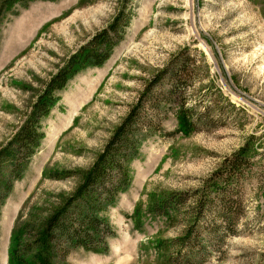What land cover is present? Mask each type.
<instances>
[{
    "label": "rangeland",
    "instance_id": "1",
    "mask_svg": "<svg viewBox=\"0 0 264 264\" xmlns=\"http://www.w3.org/2000/svg\"><path fill=\"white\" fill-rule=\"evenodd\" d=\"M2 2L0 264H264V0Z\"/></svg>",
    "mask_w": 264,
    "mask_h": 264
},
{
    "label": "trees",
    "instance_id": "2",
    "mask_svg": "<svg viewBox=\"0 0 264 264\" xmlns=\"http://www.w3.org/2000/svg\"><path fill=\"white\" fill-rule=\"evenodd\" d=\"M30 0H3L2 3H5L9 6V8H14L15 5L20 4L22 6H27ZM243 151L244 149H241L239 152L237 153L233 159H228L226 160V165L229 166L231 169L234 168L235 166H238L239 164L245 163L246 162V157L243 156ZM105 173V167H104V160L103 157H101L100 159H98L94 165L91 167V169L89 170V172L86 175V178L84 180V182L82 183V185L78 188V192L74 194V199L78 198L79 195L83 192V190L88 187L90 184H93L94 182H96L103 174ZM223 193L220 197L219 194ZM224 189L221 190H216V193L214 195H217L218 197V202L220 201V198L223 197V207L226 211V213L229 215H231V213H234V216L236 214V212L239 210V207H241L240 205V201L241 200H236L231 199L230 196H227L224 194ZM203 198V197H202ZM201 198V210L204 211L207 210L208 208H212V206H214L215 201L212 195V190L211 188H209V190L207 189L206 192V197L204 196V199Z\"/></svg>",
    "mask_w": 264,
    "mask_h": 264
}]
</instances>
